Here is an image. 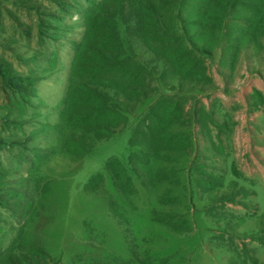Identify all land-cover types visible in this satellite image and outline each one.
Here are the masks:
<instances>
[{
    "label": "rangeland",
    "instance_id": "1",
    "mask_svg": "<svg viewBox=\"0 0 264 264\" xmlns=\"http://www.w3.org/2000/svg\"><path fill=\"white\" fill-rule=\"evenodd\" d=\"M102 1L0 0V258L37 247L40 264H264V0H225V12L179 0L162 13L169 43L150 47L116 20L122 58L147 70L146 88L131 101L123 83L107 88L126 123L72 160L65 98ZM181 48L199 57L200 75L160 61ZM147 123L158 146L163 127L186 137L166 143L170 158L135 135ZM111 160L133 194L115 186ZM154 213L190 229L173 232Z\"/></svg>",
    "mask_w": 264,
    "mask_h": 264
},
{
    "label": "trees",
    "instance_id": "2",
    "mask_svg": "<svg viewBox=\"0 0 264 264\" xmlns=\"http://www.w3.org/2000/svg\"><path fill=\"white\" fill-rule=\"evenodd\" d=\"M223 1L225 0H211V5L225 12L227 10L225 5L228 2ZM178 2L179 0H103L97 6L98 12L87 24L84 39L76 44V55L65 98L63 120L71 133L64 136L62 149L72 160L83 158L97 142L108 139L117 128L126 123L122 114V105L116 100V95L109 94L107 88L116 86L115 83L118 81L123 83V88L121 85L117 88L121 90L119 91L121 94L127 96L129 101L139 88L143 90L146 88L144 82L145 75L149 76L147 70L130 63L127 58H122V44L118 36L116 20L125 26L126 33L141 39L148 47L158 42L167 44L169 43L168 37L163 34L165 32L163 31L162 13ZM172 57L173 63L166 57L161 56L160 59L164 64H169L172 74L189 79L201 74L197 69L202 62L191 50L181 48L174 52ZM176 62L186 64L178 69ZM138 82H141L142 86ZM142 96L143 98L149 97V92H142ZM150 117L161 120L155 112H150ZM180 119L181 116L178 115L173 120L178 122ZM75 130L79 131L78 135ZM136 133L147 140L149 149L157 159L170 158L166 143L174 141L180 144V140L183 141L182 139L186 138L180 133L171 135L166 127H163L156 131V138L161 144L158 146L152 141L151 137L154 138V132L149 123L144 126V131L135 132V135ZM129 144L132 146V140ZM105 168L111 173L115 186L123 194L134 193L130 177L117 160L107 162ZM164 171L159 170L157 173L162 174L165 173ZM101 178V175H97L90 179L84 187L85 190H94L97 180ZM166 178L161 180H166ZM153 216L157 222L166 225L173 232H188L190 229L186 220L178 219L176 216L163 215L161 218L158 217V213H154ZM42 255L43 252L39 248L30 247L25 254H17L14 251L7 253L0 258V264H40Z\"/></svg>",
    "mask_w": 264,
    "mask_h": 264
}]
</instances>
